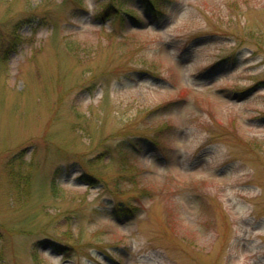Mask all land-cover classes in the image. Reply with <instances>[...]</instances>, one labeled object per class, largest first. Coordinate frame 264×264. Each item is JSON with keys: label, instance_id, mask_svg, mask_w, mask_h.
Returning <instances> with one entry per match:
<instances>
[{"label": "rangeland", "instance_id": "rangeland-1", "mask_svg": "<svg viewBox=\"0 0 264 264\" xmlns=\"http://www.w3.org/2000/svg\"><path fill=\"white\" fill-rule=\"evenodd\" d=\"M0 264H264V0H0Z\"/></svg>", "mask_w": 264, "mask_h": 264}]
</instances>
